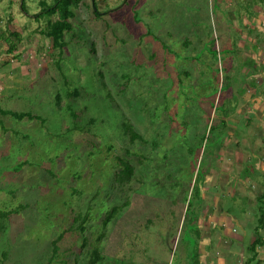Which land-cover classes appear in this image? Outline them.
<instances>
[{
    "label": "rangeland",
    "instance_id": "obj_1",
    "mask_svg": "<svg viewBox=\"0 0 264 264\" xmlns=\"http://www.w3.org/2000/svg\"><path fill=\"white\" fill-rule=\"evenodd\" d=\"M40 1L0 0V264H83L95 247V264L253 258L240 222L264 186V60L246 44L262 0H81L61 54Z\"/></svg>",
    "mask_w": 264,
    "mask_h": 264
},
{
    "label": "trees",
    "instance_id": "obj_2",
    "mask_svg": "<svg viewBox=\"0 0 264 264\" xmlns=\"http://www.w3.org/2000/svg\"><path fill=\"white\" fill-rule=\"evenodd\" d=\"M80 1L81 0H52L51 3H47L45 0H41L40 1L41 10L37 12L36 14H34V17L36 19H39L43 16L47 17L46 30L44 31V34L47 37L51 38L52 46L53 48L58 49L59 54L62 53L63 49L66 46V43L64 40V33L66 31L67 32L71 31L72 29L71 22H69V19L74 16V11L72 10V6L77 5ZM93 6L94 8L96 7L95 3L93 4ZM20 7H21V10L25 11L24 0H21ZM93 14L97 16L99 13L97 10L94 9ZM54 15H57L58 18L52 20L51 17ZM13 35L18 37L17 33H13ZM10 49L13 50V45L10 46ZM8 113L18 119H22L24 117L34 118V116L31 115L30 113H24V112L17 113L13 111L3 110V114H8ZM125 129L132 139L138 138L137 137L138 135L135 133V131L132 129V126L129 123H126ZM121 163H123V168L115 173L114 178L121 182L125 180H130L131 176L133 175L134 168L127 161H122ZM263 197L261 196L260 198H263ZM120 207L121 206H113L112 208L107 210L106 213H104L105 216L102 219V226L104 228L111 221V219L116 215V213L120 210ZM12 211L13 210L4 212L0 210V217L6 216V215L8 216L9 214L13 213ZM259 213H260L259 214V226L261 227L264 224V208L260 209ZM79 216L77 215L74 220L76 221V219H79L81 217ZM86 218L87 217L84 215L83 219L78 225V228L83 227V223L85 222ZM62 236H63V232H61L52 241L51 243L52 244V249H51L52 255H54L58 251V242L61 240ZM258 244H260V240L257 236L256 239L250 244V246H248L249 250L251 249L255 250ZM87 245H88L87 236L84 235L82 239L81 247L85 248ZM89 255H90L89 258L83 264H95L96 261L101 258V255L99 254L98 249L96 247L91 249ZM243 264H249L248 260H246Z\"/></svg>",
    "mask_w": 264,
    "mask_h": 264
},
{
    "label": "crops",
    "instance_id": "obj_3",
    "mask_svg": "<svg viewBox=\"0 0 264 264\" xmlns=\"http://www.w3.org/2000/svg\"><path fill=\"white\" fill-rule=\"evenodd\" d=\"M262 2L264 5V0H262ZM255 10H256V14H255V17L252 19V21H253L252 30L254 31V36L250 37V43H248V44L245 43V44L249 45L250 53H251L253 59H258L257 56H262L261 58L264 60V37L261 36V34L264 33V8H261L258 5H256ZM245 38H247V37H245ZM262 40H263V42H262ZM226 41H229V40L228 39L223 40L221 43H224ZM243 42L244 41H241L240 45L243 46ZM257 51H260V52L258 53ZM261 54H263V55H261ZM261 74H264V73L259 72L258 74L254 75V77L259 78V76ZM261 103H262V101H261ZM261 103L260 102L259 103L254 102V99L252 101V105L254 108L256 107V109H259ZM260 109L264 110V108H260ZM258 128L263 130L262 125ZM263 136H264V133H263V135H258V137L255 140V145L259 146V148H258L259 151L264 149L260 145V144L264 145ZM225 156L230 157V155H228L227 153H225ZM226 160H228V158H226ZM258 168L262 173H264V158L260 159V161L258 163ZM225 173H228V172H225ZM252 174H253V172H251V178H253ZM224 178H226L225 174H224ZM224 181L227 182V179ZM226 184L228 185V183H226ZM228 192H230V191H228ZM242 192L244 193L245 191L242 190ZM260 192L262 195L264 192V186L262 187L261 191H259L258 193H260ZM258 193L256 195V192H255V195L252 198L250 197L251 201H250L249 207H250L251 211L247 212L246 219L251 217L250 218L251 221H247V222L246 221L245 222L239 221L241 225L242 224L247 225V223L250 226L253 225V232H255V231L258 232L257 236L260 240V244L257 245L255 250H252V249L249 250V248H248V251H253V253L255 252V254L253 255V258H251V254H248L247 252L244 253V250L242 249V251H240L241 253L233 251V252H227V254L224 256H221V257L218 256L216 258V260L212 261L213 264H243L246 260H248L249 264H251L250 261H253L254 264H264V224L261 227L259 226V214H260L259 211H260V209L264 208V205L262 206L260 204L259 199L261 200V198H259ZM263 196H264V194L262 195V197ZM212 200L214 201V203L216 205L220 203V197L218 195L214 196L212 198ZM262 200H264V199H262ZM207 215H208V212H207ZM214 215L212 212L209 214V219L211 221L214 220L213 219ZM238 237H239L238 242H240V244H242L241 241L246 239L245 234L240 235ZM256 237L254 238L252 236V238L250 240V244L256 239ZM250 244L248 246H250ZM204 251H206V249ZM254 256H256V260H254L255 259ZM237 257H238V261L236 259Z\"/></svg>",
    "mask_w": 264,
    "mask_h": 264
}]
</instances>
